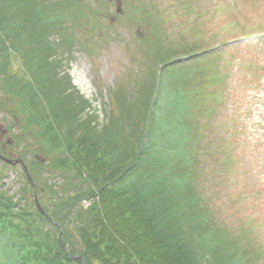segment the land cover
<instances>
[{"label":"trees","instance_id":"trees-1","mask_svg":"<svg viewBox=\"0 0 264 264\" xmlns=\"http://www.w3.org/2000/svg\"><path fill=\"white\" fill-rule=\"evenodd\" d=\"M59 18L64 24L50 0H0V87L21 101L7 106L13 122L0 152L17 151L30 172L45 158L44 171L61 178L56 192L44 175L41 184L33 176L35 188L25 175L28 190L16 198L1 184L10 165L0 158V264L257 263L249 250L223 244L224 227L196 187L197 154L177 149L168 127L158 133L157 108H172L158 100L167 92L146 96L128 131L119 120L100 127L62 74L57 47L77 36L71 28L65 35Z\"/></svg>","mask_w":264,"mask_h":264},{"label":"rangeland","instance_id":"rangeland-1","mask_svg":"<svg viewBox=\"0 0 264 264\" xmlns=\"http://www.w3.org/2000/svg\"><path fill=\"white\" fill-rule=\"evenodd\" d=\"M50 2L64 19L58 21L65 35L71 28L77 36L69 47H57L64 50L62 74L89 101L97 124L119 120L128 131L145 97L167 92L158 100L172 108H157L158 133L168 127L164 136L177 149L186 145L197 154L196 187L224 227L225 247L249 250L259 256L255 264H264V0ZM13 66L25 75L19 61ZM1 89L0 137L7 141L11 111L21 101ZM46 163L40 158L29 173L40 184L46 177L58 192L61 178L44 171ZM6 170L1 184L16 198L26 193L23 165ZM34 193L28 197L35 205Z\"/></svg>","mask_w":264,"mask_h":264},{"label":"water","instance_id":"water-1","mask_svg":"<svg viewBox=\"0 0 264 264\" xmlns=\"http://www.w3.org/2000/svg\"><path fill=\"white\" fill-rule=\"evenodd\" d=\"M5 160H6L7 162H9V163H17V162H18V160H12V159H7V158H5ZM25 170L28 172L26 166H25ZM30 179H31V178H30Z\"/></svg>","mask_w":264,"mask_h":264}]
</instances>
